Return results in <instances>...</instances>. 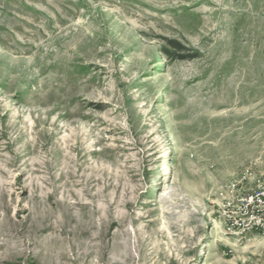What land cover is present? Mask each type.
<instances>
[{"label": "rangeland", "instance_id": "374dc122", "mask_svg": "<svg viewBox=\"0 0 264 264\" xmlns=\"http://www.w3.org/2000/svg\"><path fill=\"white\" fill-rule=\"evenodd\" d=\"M248 168L264 0H0V263L264 264L219 218Z\"/></svg>", "mask_w": 264, "mask_h": 264}, {"label": "built area", "instance_id": "2783aa9c", "mask_svg": "<svg viewBox=\"0 0 264 264\" xmlns=\"http://www.w3.org/2000/svg\"><path fill=\"white\" fill-rule=\"evenodd\" d=\"M217 197L226 234L243 237L264 230V174L256 176L248 168L229 180Z\"/></svg>", "mask_w": 264, "mask_h": 264}, {"label": "bare ground", "instance_id": "6f19581e", "mask_svg": "<svg viewBox=\"0 0 264 264\" xmlns=\"http://www.w3.org/2000/svg\"><path fill=\"white\" fill-rule=\"evenodd\" d=\"M108 219H109V218H108ZM108 221H110V219H109ZM119 223H120V226H121L123 222H122V221H119ZM109 224L111 225V222H108V227H109ZM40 227H41V226H40ZM89 227H90V228L86 231V232L88 233L89 238H90V239H93V238L97 239L96 237H94L95 235H91V234L89 235V231H90V230H92V229L95 230V228H94V224L91 223V225H90ZM105 228H107V227H105L104 225H101V226H100V231H102V230L105 229ZM119 228H120V227H119ZM13 229H14V228H13ZM44 229H45V228H44ZM36 231H37V230H36ZM40 231H41V230H40ZM98 231H99V230H98ZM13 232L15 233L16 231H15V230H11V229H9L8 232H7V235H12ZM87 233H86V234H87ZM100 233H101V232H100ZM107 233H108V232H107ZM98 235H100V234L98 233ZM98 235H97V237H98ZM123 236H124V235H123ZM100 240H101V239H100ZM100 244H101V245L104 244L103 241H100ZM86 246H87V245H86ZM92 246H93V245H92ZM91 248H92V249H95L94 246H93V247L90 246V249H91ZM91 253L94 254V252H89V255H90ZM98 254L101 256V257H100L101 260H103V257H104V255H105V249H104V247L101 248V249L98 251ZM131 254H132L131 251L126 249V251L122 253L121 258L124 259V261H127V259H130V258H131ZM95 255H96V254H95ZM96 256H97V255H96ZM100 262L102 263L103 261H100Z\"/></svg>", "mask_w": 264, "mask_h": 264}, {"label": "trees", "instance_id": "16d2710c", "mask_svg": "<svg viewBox=\"0 0 264 264\" xmlns=\"http://www.w3.org/2000/svg\"><path fill=\"white\" fill-rule=\"evenodd\" d=\"M170 45L173 47V48H176V49H180L178 44H176L175 42H170ZM178 59H182V58H178Z\"/></svg>", "mask_w": 264, "mask_h": 264}, {"label": "water", "instance_id": "95a60500", "mask_svg": "<svg viewBox=\"0 0 264 264\" xmlns=\"http://www.w3.org/2000/svg\"><path fill=\"white\" fill-rule=\"evenodd\" d=\"M0 264H3V263H0Z\"/></svg>", "mask_w": 264, "mask_h": 264}]
</instances>
